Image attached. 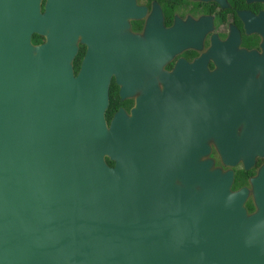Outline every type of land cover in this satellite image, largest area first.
<instances>
[{
    "label": "water",
    "instance_id": "water-1",
    "mask_svg": "<svg viewBox=\"0 0 264 264\" xmlns=\"http://www.w3.org/2000/svg\"><path fill=\"white\" fill-rule=\"evenodd\" d=\"M39 5L0 0V264H264V163L249 178L259 211L245 215L231 170L205 157L208 139L227 165L264 152V107L233 92L251 79L179 62L158 73L160 95L149 74L129 114L105 120L109 74L123 97L151 65L142 45L129 53L108 26L99 41L81 0ZM77 33L87 50L73 73ZM238 54L252 72L259 57Z\"/></svg>",
    "mask_w": 264,
    "mask_h": 264
},
{
    "label": "flooded vegetation",
    "instance_id": "flooded-vegetation-1",
    "mask_svg": "<svg viewBox=\"0 0 264 264\" xmlns=\"http://www.w3.org/2000/svg\"><path fill=\"white\" fill-rule=\"evenodd\" d=\"M84 2L88 4L91 12L97 14L93 22L98 30L96 37L99 41L104 39L100 29L108 26L113 32L129 37L126 42L129 53L137 50L131 48L134 42L141 44L143 53H146L145 62L151 64L143 75L140 74V82H130V91L123 97H119V84L114 81L113 73L109 74L106 107L109 105L112 108L111 113L121 107L129 114L137 96L143 93V81L148 76L153 77L156 92L160 95L162 87L158 73H170L179 62L189 64L196 59L206 73L223 68L221 76L236 85L239 79H251L248 87H241V83L233 92H238L242 97L247 95L246 98L252 101L249 103L253 107H264V72L261 71L259 63L263 59L259 56L263 53L261 43L264 41V0H81V3ZM104 2L107 7L99 8L98 5L105 4ZM41 3L42 0L40 9ZM117 16L122 17L123 22L119 27ZM41 40L40 35L37 36L34 32L29 34L31 45ZM75 46L71 58L73 73L78 69L87 50L85 38L79 33ZM136 50L135 59L138 57ZM243 50H252L256 57H259L252 65V72L247 74L239 72L244 62L248 61L238 54ZM1 60L8 62L12 60V56L2 53ZM152 67H155L154 71ZM129 72L133 74L131 67ZM241 128L242 122L238 121L234 126L237 136ZM207 142L209 147L205 157L211 159L212 166L231 170L229 190L243 189L241 205L244 214L258 212L259 194H253L249 178L254 176L259 165L264 163V152L253 153L250 165L243 168L240 159L233 165L222 163L212 141L208 139Z\"/></svg>",
    "mask_w": 264,
    "mask_h": 264
},
{
    "label": "trees",
    "instance_id": "trees-1",
    "mask_svg": "<svg viewBox=\"0 0 264 264\" xmlns=\"http://www.w3.org/2000/svg\"><path fill=\"white\" fill-rule=\"evenodd\" d=\"M36 40H38V37H36ZM75 66H76V64H75V60H74L73 68H75ZM111 111H112V108L109 105L107 107H105V109H104V118H105V120L108 119ZM104 159H105L107 164H111V160L107 159L106 157Z\"/></svg>",
    "mask_w": 264,
    "mask_h": 264
},
{
    "label": "rangeland",
    "instance_id": "rangeland-1",
    "mask_svg": "<svg viewBox=\"0 0 264 264\" xmlns=\"http://www.w3.org/2000/svg\"><path fill=\"white\" fill-rule=\"evenodd\" d=\"M41 38H42V36H41Z\"/></svg>",
    "mask_w": 264,
    "mask_h": 264
}]
</instances>
